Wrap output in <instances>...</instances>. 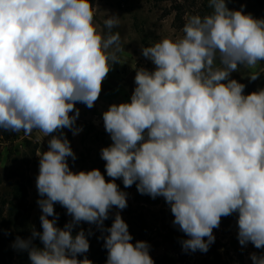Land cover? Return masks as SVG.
I'll use <instances>...</instances> for the list:
<instances>
[{"label": "clouds", "instance_id": "9594fccd", "mask_svg": "<svg viewBox=\"0 0 264 264\" xmlns=\"http://www.w3.org/2000/svg\"><path fill=\"white\" fill-rule=\"evenodd\" d=\"M208 7L186 17L182 36L141 47L154 68L136 67L130 101L102 113L111 139L100 150L106 179L99 168L72 170L76 154L63 130H83L76 104L92 108L120 63L121 37L112 31L120 17L108 14L101 27L93 0H0V128L50 137L36 154L42 231L33 227L12 244L31 264H93L85 255L91 229L73 234L81 223L102 233L106 264H155L148 242L133 243L120 214L128 193L116 180L163 197L188 237L185 252L206 253L213 230L233 214L239 244L264 249V88L245 94L231 76L264 62V18L229 9L227 0ZM247 75L255 81L260 73ZM56 204L71 217L63 227ZM250 259L264 264V254Z\"/></svg>", "mask_w": 264, "mask_h": 264}, {"label": "rangeland", "instance_id": "374dc122", "mask_svg": "<svg viewBox=\"0 0 264 264\" xmlns=\"http://www.w3.org/2000/svg\"><path fill=\"white\" fill-rule=\"evenodd\" d=\"M93 7L97 8L95 22L101 27L108 14L120 17L119 26L112 30L119 32L121 37L122 51L117 53L120 63L114 64L108 73L102 84L101 94L92 108L83 103L76 104L80 109L76 123L83 130L75 136L67 128L63 132L76 154L75 161L71 158L68 160L73 171L99 168L105 173V161L100 158V150L110 145L111 139L104 129L102 113L113 103L130 101L135 87L136 67H145L149 70L154 68L151 61L142 56L141 47L151 46L165 37L182 36L187 16L193 14L203 16L212 10L208 7V0H93ZM231 76L238 78V73L234 72ZM245 85L246 89H253L250 82H246ZM49 138L43 137L38 131L28 136L21 131L10 132V137L4 139L0 128V207L10 200L12 185L29 178L27 203L30 211L24 214L35 229L38 228V218L41 215V209L37 204L40 197L36 188V177L39 172V157L36 154L39 150H47ZM105 177L111 179L106 173ZM116 183L121 190L128 193V206L120 213L123 219H129V215H132L131 219L137 216L139 220L142 219L148 224L146 239L151 246L150 255L155 264L157 257H167L166 264H178V256L173 251L171 240L176 241L183 252L180 241L188 237L173 225L174 216L163 197L153 199L140 194L135 184L125 188L122 180H116ZM54 207L59 216L57 224L63 227L71 217L61 205L56 204ZM116 211L118 209L113 208L111 212L115 214ZM84 227L85 223H81L73 234ZM4 230L6 232V229ZM237 232L223 229L220 222V226L213 230L215 242L210 245L209 250L206 253L189 251L188 264H238L234 251V244L238 241ZM6 236L7 233L4 234V237ZM236 247L243 255L245 264H253L250 259L252 253L264 254V249H257L251 243L242 247L238 241ZM215 252H218L219 257L213 255Z\"/></svg>", "mask_w": 264, "mask_h": 264}, {"label": "trees", "instance_id": "16d2710c", "mask_svg": "<svg viewBox=\"0 0 264 264\" xmlns=\"http://www.w3.org/2000/svg\"><path fill=\"white\" fill-rule=\"evenodd\" d=\"M10 132L2 129V135L4 139L10 137ZM30 186L29 178H24L22 182H15L9 193L10 200L3 203L0 207V264H31L27 251H19L12 247L16 237L27 239L31 236L33 226L29 223V218L24 214L26 211H30V207L27 203L28 188ZM132 215H129V219H124L129 226V232L133 236V243L138 240L146 241L147 235V222L139 220L136 217L131 219ZM114 213H110L109 219L104 221L105 227H110ZM131 219V220H130ZM222 228L231 232L238 231L237 227V215L222 217ZM6 229V232H4ZM87 234L91 229L92 235L88 236L90 243V249L85 254L93 264H106L107 249L104 247V240L101 238L102 233L95 225H89L85 223L83 228ZM37 231H42L41 222L38 218ZM7 236L4 237V234ZM238 242V241H237ZM237 242L234 244V251L237 254L238 264H245L244 257L238 250ZM173 251L178 256V264H188V252L181 251V247L176 241L171 240ZM34 244L42 247V244L38 239L34 240ZM245 247V246H242ZM216 257H219L218 252L213 253ZM79 259H83V256H79ZM167 257H157L156 264H166Z\"/></svg>", "mask_w": 264, "mask_h": 264}, {"label": "crops", "instance_id": "0c3cea01", "mask_svg": "<svg viewBox=\"0 0 264 264\" xmlns=\"http://www.w3.org/2000/svg\"><path fill=\"white\" fill-rule=\"evenodd\" d=\"M227 6L233 10H240L243 6V11L246 14H251L256 18H264V0H227ZM250 71L260 73L259 78L255 81H250L247 75ZM237 73L238 78L234 79L243 84L250 82L253 86L252 90L245 88V94L264 88V62H260L254 69L241 67Z\"/></svg>", "mask_w": 264, "mask_h": 264}, {"label": "water", "instance_id": "95a60500", "mask_svg": "<svg viewBox=\"0 0 264 264\" xmlns=\"http://www.w3.org/2000/svg\"><path fill=\"white\" fill-rule=\"evenodd\" d=\"M0 152H1V144H0Z\"/></svg>", "mask_w": 264, "mask_h": 264}]
</instances>
